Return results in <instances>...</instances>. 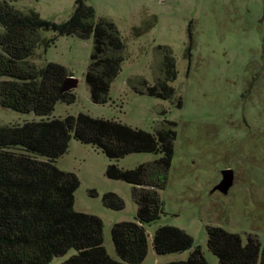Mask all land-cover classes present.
<instances>
[{"label":"rangeland","instance_id":"1","mask_svg":"<svg viewBox=\"0 0 264 264\" xmlns=\"http://www.w3.org/2000/svg\"><path fill=\"white\" fill-rule=\"evenodd\" d=\"M18 10H34L48 21L66 22L78 0H2ZM97 18L118 27L125 43V61L112 83L107 105L92 102L86 73L94 40L60 37L47 52L37 50L30 61L38 68L57 63L78 81L71 89L73 105L58 103L51 118L85 113L96 118L121 121L154 133L166 121L177 125L178 137L167 188L161 192L165 214L146 226L149 250L142 264L185 261L191 251L158 255L153 248L156 231L178 227L191 235L209 264H219L208 248L206 226H219L239 234H252L264 242V0H85ZM1 30V27H0ZM42 33L40 38H51ZM167 48L174 60L175 97L170 101L141 95L145 83L155 85L162 76ZM0 106V126L40 121ZM160 155L132 154L113 161L119 168L135 169L151 164ZM112 164L101 151L76 140L57 166L75 173L80 187L75 209L95 215L104 223L108 253L118 256L112 228L136 221L137 205L132 186L106 176ZM225 170L234 172L228 194L215 191ZM116 193L125 209L104 205L106 193ZM74 252L56 258L63 264Z\"/></svg>","mask_w":264,"mask_h":264},{"label":"trees","instance_id":"2","mask_svg":"<svg viewBox=\"0 0 264 264\" xmlns=\"http://www.w3.org/2000/svg\"><path fill=\"white\" fill-rule=\"evenodd\" d=\"M0 27V106L41 118L24 125L0 126V264H51L70 252L74 253L63 264H142L149 250L146 226L165 214L161 192L169 182L177 125L166 121L152 133L85 113L51 118L58 103H76L75 92L64 90L74 75L57 63L41 68L31 63L38 49L47 52L65 36L93 38L85 78L96 105L109 103L112 83L125 61L126 47L118 27L107 18H97L85 0L77 1L64 23L45 20L34 10L22 12L0 0ZM42 33L53 37L42 39ZM158 49L165 51L163 74L155 85L145 83V90L138 93L170 101L176 94L171 83L177 73L167 48ZM72 140L92 146L111 160L108 179L132 186L136 221L112 228L118 259L106 249L102 219L75 209L78 176L57 166ZM141 153L160 157L131 170L113 163ZM103 202L115 211L125 209L116 193H106ZM206 231L208 248L219 264H264V242L258 236L250 234L244 240L219 226H206ZM153 248L158 255L192 250L187 260L169 264H209L193 237L178 227H160Z\"/></svg>","mask_w":264,"mask_h":264},{"label":"water","instance_id":"3","mask_svg":"<svg viewBox=\"0 0 264 264\" xmlns=\"http://www.w3.org/2000/svg\"><path fill=\"white\" fill-rule=\"evenodd\" d=\"M78 86V81L71 77L69 80L65 83L64 90L69 91L71 89H74ZM223 180L221 183L215 188V191H219L223 194H228L232 186L234 185V172L232 170H225L222 173Z\"/></svg>","mask_w":264,"mask_h":264},{"label":"flooded vegetation","instance_id":"4","mask_svg":"<svg viewBox=\"0 0 264 264\" xmlns=\"http://www.w3.org/2000/svg\"><path fill=\"white\" fill-rule=\"evenodd\" d=\"M219 192V191H218Z\"/></svg>","mask_w":264,"mask_h":264}]
</instances>
